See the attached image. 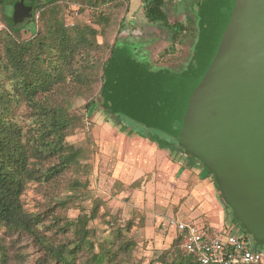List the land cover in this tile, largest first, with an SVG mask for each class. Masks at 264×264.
<instances>
[{"label": "rangeland", "instance_id": "rangeland-1", "mask_svg": "<svg viewBox=\"0 0 264 264\" xmlns=\"http://www.w3.org/2000/svg\"><path fill=\"white\" fill-rule=\"evenodd\" d=\"M20 1L33 8L38 0H11L6 7L7 16L12 17ZM165 1L170 21L196 17L199 34L194 44L186 41L178 54L159 62L158 55L168 46V40L147 34L121 35L111 62L106 66L104 84L110 75L125 85L122 88H141L147 84L145 81L150 80L175 81L187 86L193 84L201 54L199 0ZM199 6L201 8L202 5ZM69 7L74 5L62 2L55 5L60 20L63 18L66 22L65 12ZM74 8L79 17L73 23L89 24L98 31L96 42L100 47L88 56H78L74 60L73 68L86 70L89 77L84 85L76 82L70 76V70L65 69L66 81L56 83L47 95L38 96L49 105L62 106L65 115L74 120L73 130L65 142L66 146L81 151L78 162L54 179L27 183L21 202L26 212L40 217L39 234L54 245L64 244L73 239V234L61 229L63 224L82 215L88 219V240L96 246L110 240L113 230L122 229L129 222L132 224L129 232L125 229L122 232L132 239L135 246L130 253L118 257L122 264L170 263L174 229L167 226L169 218L194 221L198 226L212 224L235 237L241 236L242 226L229 215L211 183L216 197L213 198L215 206L205 198L203 183L198 182L197 173L190 167L194 161L186 157L177 140L114 112L105 100L103 103L107 109L96 104L86 112L85 105L92 99L97 100L101 66L108 57L120 18L125 15V6L97 10L82 1L80 7ZM129 11V14L140 11V1L131 0ZM140 18L143 19L142 15ZM44 19L37 23H27L24 19L19 23L23 27L21 39H30L37 30H42ZM108 19L110 25L105 24ZM129 19L130 15H127V27ZM136 21L140 25V20ZM4 28L0 21V30ZM1 52L3 54V49ZM0 79L8 83L5 70L0 71ZM13 113L26 137L36 134L37 124L31 109L20 104ZM167 147L169 149H165ZM57 162V156H51L40 166L46 169ZM200 169L202 176L208 175L206 170ZM210 180L213 181L211 176ZM0 244L6 249L10 264H47L38 243L29 236L14 234L0 227ZM88 256L85 252L80 253L76 264H92Z\"/></svg>", "mask_w": 264, "mask_h": 264}, {"label": "trees", "instance_id": "trees-1", "mask_svg": "<svg viewBox=\"0 0 264 264\" xmlns=\"http://www.w3.org/2000/svg\"><path fill=\"white\" fill-rule=\"evenodd\" d=\"M10 1L0 0V21L5 27L0 30V71L5 70L8 73L7 84L0 79V227L14 234L31 237L43 251L47 264H76L78 255L83 252L89 255L88 260L92 264H122L118 257L130 253L135 246L132 239L122 232V229L129 232L131 223L128 222L122 229L113 230L110 240L95 246L88 240V219L78 215L75 220L66 221L61 228L71 231L73 239L54 245L39 234L37 227L41 219L38 215L24 210L21 197L28 182H48L78 162L81 151L66 146L65 142L73 130L74 120L65 115L62 106L49 105L38 96L47 95L56 83L65 82V69L70 70V76L76 82L84 85L89 77L86 70L73 68L74 60L78 56H88L100 47L96 42L98 31L89 24L75 23L72 27L66 26L63 18L59 19L55 5L62 2L80 7L83 1L90 8L97 10L110 6H125L126 15L128 0H38L27 23H37L45 18V25L27 40L21 39L23 27L15 24L12 17L6 15V7ZM141 3L146 24L167 34L168 46L158 55L159 62L178 54L180 46L186 41L194 44L199 34L196 19L187 18L185 22L171 23L165 0H141ZM110 22L108 19L105 24L110 25ZM136 29V26L130 24L125 26L121 16L113 34L108 57L101 66V87L97 100L92 99L85 105L86 112L96 104L107 109L102 97L106 66L111 62L121 34L125 30L133 32ZM20 104H24L34 113L37 124L35 135L26 137L13 118V109ZM184 152L188 159L207 171L218 191L213 174L198 159L185 150ZM51 156H57L58 162L46 169L41 167L42 161ZM219 198L221 199L220 195ZM225 208L229 215L233 216L231 210L227 206ZM93 217L94 215L91 216ZM241 235L243 239L248 240V235L243 229ZM172 244L173 258L170 263L163 264H199L195 257L182 250L180 240L175 235ZM0 264H10L9 255L1 244Z\"/></svg>", "mask_w": 264, "mask_h": 264}, {"label": "water", "instance_id": "water-1", "mask_svg": "<svg viewBox=\"0 0 264 264\" xmlns=\"http://www.w3.org/2000/svg\"><path fill=\"white\" fill-rule=\"evenodd\" d=\"M31 13L20 1L13 22ZM199 16L192 85L150 80L122 88L110 75L102 97L198 159L251 242L264 246V0H205Z\"/></svg>", "mask_w": 264, "mask_h": 264}, {"label": "built area", "instance_id": "built-area-1", "mask_svg": "<svg viewBox=\"0 0 264 264\" xmlns=\"http://www.w3.org/2000/svg\"><path fill=\"white\" fill-rule=\"evenodd\" d=\"M78 17V11L69 7L65 25L72 27ZM167 226L174 229L182 250L195 257L199 264H264V247L255 246L249 237L246 240L242 235L235 237L224 230L176 218H169Z\"/></svg>", "mask_w": 264, "mask_h": 264}, {"label": "crops", "instance_id": "crops-1", "mask_svg": "<svg viewBox=\"0 0 264 264\" xmlns=\"http://www.w3.org/2000/svg\"><path fill=\"white\" fill-rule=\"evenodd\" d=\"M130 1L131 0H128V13L124 16H122V18H124V21H126L127 20V15H130V19L128 20V21H130V22H128L130 25H132V26H136L137 27V29L135 30V31H133V32H130V31H128V30H125L121 35L122 36H128V35H130V36H133V35H136V34H147V35H153V36H159V37H161V39H164V40H167V34L163 31V30H161V29H158V28H153L152 26H148L147 24H146V22H145V20H144V16H143V8H142V3H141V0H139L140 1V11H137L136 13H133V14H129L130 13V11H129V6H130ZM205 0H199V3H198V6H197V12L199 13V9H200V4L202 5V3L204 2ZM166 2V1H165ZM26 6V5H25ZM167 7V6H166ZM168 11V10H167ZM169 13V12H168ZM197 13V14H198ZM142 15V18L143 19H141L140 18V16ZM140 20V25L139 24H136L135 23V21L136 22H138V19ZM169 18H170V15H169ZM188 18H192V17H188ZM187 18H185V19H182V20H174V21H170V19H169V22H175V21H178V22H185V20H186ZM192 19H196V17H194V18H192ZM132 21L134 22V23H132ZM165 34V35H164ZM190 167L192 168V171H195L196 173H197V180H198V182H202L203 183V187H202V191H203V195L205 196V198H207V199H209V203L211 204V206H215V203L213 202V198H216V197H214V191L212 190V188H213V186H214V188H215V191H216V194L218 195V197H219V191H217V189H216V187H215V183H213V181L212 180H210V176L209 175H207V176H202V174H203V172H202V170L199 168V166L195 163V162H193V164H191L190 165ZM202 177H204V178H202ZM213 185H211V184ZM222 200V199H221ZM213 202V203H212ZM223 202V201H222ZM209 204V205H210ZM224 210V209H223ZM207 220V219H206ZM221 222H222V220H221ZM221 225V224H220ZM203 226H209V227H213L214 225H212V224H204L203 223Z\"/></svg>", "mask_w": 264, "mask_h": 264}]
</instances>
